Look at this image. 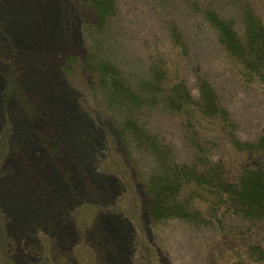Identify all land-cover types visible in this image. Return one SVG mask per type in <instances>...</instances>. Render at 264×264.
I'll list each match as a JSON object with an SVG mask.
<instances>
[{
    "label": "rangeland",
    "instance_id": "374dc122",
    "mask_svg": "<svg viewBox=\"0 0 264 264\" xmlns=\"http://www.w3.org/2000/svg\"><path fill=\"white\" fill-rule=\"evenodd\" d=\"M70 1L0 0V264H264V222L208 220L211 195L204 225L148 215L153 162L123 136L125 114H112L109 87L87 67L99 17ZM243 2L264 22V0H118L109 49L138 78L156 55L167 86L184 80L194 94L207 78L237 137L252 140L264 132V76L246 75L201 15L233 17ZM185 117L155 109L145 119L178 162L192 155ZM190 117L227 147L219 119Z\"/></svg>",
    "mask_w": 264,
    "mask_h": 264
},
{
    "label": "trees",
    "instance_id": "16d2710c",
    "mask_svg": "<svg viewBox=\"0 0 264 264\" xmlns=\"http://www.w3.org/2000/svg\"><path fill=\"white\" fill-rule=\"evenodd\" d=\"M71 1L74 7L81 3L99 17L100 22L93 30L94 36L87 45V67L98 75L99 82L109 87L114 97L112 114H125L121 118L123 136L126 135V140L137 145L140 153L153 162V170L144 178L150 196L148 215L158 223L180 219L195 226L215 218L222 223L220 215L226 214L238 223L247 222L250 229L260 227L264 222V132L252 140L238 138L229 111L210 81L205 77H196L194 94L184 80L173 87L167 86V63L157 55L143 59L150 66L142 69L143 77H135V73L127 69L109 49L108 34L119 17L118 0ZM218 12L208 9L201 15L215 30L227 56L237 61L246 75L263 79L262 18L248 2H243L233 17ZM7 84L10 85L9 82ZM155 109L169 117L182 110L189 117L200 120L219 119L227 147L221 146L218 140L214 143L205 132L197 129L191 117L179 118L192 155L191 160L178 162L172 146L153 133L145 122L148 114ZM214 149H219L221 154L214 156ZM209 195L213 201L208 210L211 216L208 215L207 220L200 201ZM87 264H96L95 258L91 259V263L88 260Z\"/></svg>",
    "mask_w": 264,
    "mask_h": 264
},
{
    "label": "bare ground",
    "instance_id": "6f19581e",
    "mask_svg": "<svg viewBox=\"0 0 264 264\" xmlns=\"http://www.w3.org/2000/svg\"><path fill=\"white\" fill-rule=\"evenodd\" d=\"M109 219V218H108ZM106 218V220L104 221V223L106 224V228H108V231H112V234L115 236V234L117 235V238H119V234H118V227L116 224L114 223H110L111 220H108ZM114 222V221H113Z\"/></svg>",
    "mask_w": 264,
    "mask_h": 264
}]
</instances>
